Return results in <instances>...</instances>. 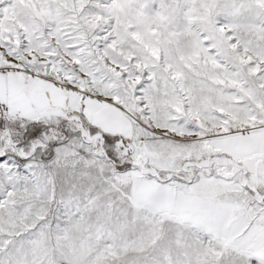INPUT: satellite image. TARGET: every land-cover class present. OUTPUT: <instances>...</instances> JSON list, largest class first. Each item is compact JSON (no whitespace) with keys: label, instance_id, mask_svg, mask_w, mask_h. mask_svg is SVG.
I'll use <instances>...</instances> for the list:
<instances>
[{"label":"snow or ice","instance_id":"snow-or-ice-1","mask_svg":"<svg viewBox=\"0 0 264 264\" xmlns=\"http://www.w3.org/2000/svg\"><path fill=\"white\" fill-rule=\"evenodd\" d=\"M0 264H264V0H0Z\"/></svg>","mask_w":264,"mask_h":264}]
</instances>
